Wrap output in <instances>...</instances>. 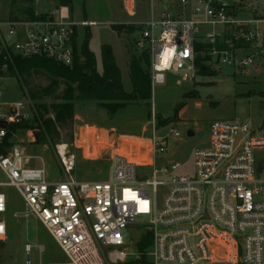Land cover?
Returning a JSON list of instances; mask_svg holds the SVG:
<instances>
[{
  "label": "built area",
  "instance_id": "2783aa9c",
  "mask_svg": "<svg viewBox=\"0 0 264 264\" xmlns=\"http://www.w3.org/2000/svg\"><path fill=\"white\" fill-rule=\"evenodd\" d=\"M151 1L156 14L133 26V44L149 58L152 88L163 85L168 73L187 81L205 69H243L255 56L264 58V15L239 16L235 2L224 0ZM95 25L75 21L61 6L2 22L0 60L36 57L71 67L79 28ZM32 120L36 112L28 101L0 102V122L6 124L0 127V174L6 180L0 182V240L6 235L2 190L13 188L67 264L124 263L137 227L152 235L150 264H264V158L257 156L264 151V120L211 121L207 144L193 152L192 176L159 180L178 169L153 165L169 140L180 137L171 127L166 135H152L146 160L113 153L108 177L98 181H77L74 157L65 153L59 155L62 181L50 180L44 168H29L24 141L11 142L23 130L9 128ZM25 131L33 144L34 131Z\"/></svg>",
  "mask_w": 264,
  "mask_h": 264
},
{
  "label": "rangeland",
  "instance_id": "374dc122",
  "mask_svg": "<svg viewBox=\"0 0 264 264\" xmlns=\"http://www.w3.org/2000/svg\"><path fill=\"white\" fill-rule=\"evenodd\" d=\"M224 1L232 4L235 2L241 9L239 16L253 18L264 15V0ZM56 3L57 0H33V3L27 0H0V23L14 18H26L24 11L29 7L35 14L50 11ZM72 11L76 21L85 18L96 23L93 27L79 28L78 47L85 33L90 34L88 49L96 57V71L101 73L100 47L103 44L109 45L120 70L123 89L130 92L126 60L128 62L130 56L139 60L142 54L134 48L135 30L118 35L111 26L125 21L133 24L147 21L150 12L157 11L152 1L72 0L70 13ZM78 57L82 60L79 54ZM10 61H2L0 64V102L26 100L34 110L36 105H44L47 109L45 119L49 118L54 123L51 106L62 102L61 97L67 85L43 70L21 75L11 73L7 69ZM141 64L144 67L142 61ZM208 71L212 74L197 75L187 81H181L177 75L168 73L163 85L151 87L148 107L131 103L113 115L98 107L94 101L74 100L73 120L65 125L56 124L57 135L47 136L41 118H37L26 125L38 133V140L34 139L35 142L29 144L27 131L23 130L17 132L11 142L23 140L20 145L28 160V167L44 168L50 180L65 179L58 154V148L62 146L67 157H74L72 176L77 181H98L108 177L113 153L126 154L130 160H146L150 157L149 140L152 135H166L172 127L179 132L180 137L169 140L165 153L153 163L154 168L178 165L175 173L159 177V180L171 176H192L193 152L207 144L211 121L248 122L255 125L264 120V58L255 56L252 65L243 69L216 68ZM52 81H56V84H51ZM188 93L189 97L184 98ZM32 94L35 99L31 98ZM180 103L185 105L175 115L174 109ZM149 110L151 118L148 117ZM158 121L160 127H157ZM257 156L264 158V151ZM151 170H146L148 175ZM0 182H6L2 174ZM2 192L6 196V210L3 214L6 235L0 240V264H27V254L29 264H67L64 254L48 232L27 213L17 192L13 188H3ZM144 234L141 227L131 232L129 255L122 264H150V246L143 254L136 250Z\"/></svg>",
  "mask_w": 264,
  "mask_h": 264
},
{
  "label": "trees",
  "instance_id": "16d2710c",
  "mask_svg": "<svg viewBox=\"0 0 264 264\" xmlns=\"http://www.w3.org/2000/svg\"><path fill=\"white\" fill-rule=\"evenodd\" d=\"M28 3H33V0H27ZM58 6L67 7L72 10V0H57ZM26 18L32 19L35 17V13L32 8H27L24 11ZM17 20V19H13ZM112 30L118 35L121 33H129L134 30L132 25H112ZM90 40V34L85 33L84 38L80 46L76 49V55L74 63L71 67L62 66L52 62L51 60L44 58H21L14 57L7 64V69L11 73H17L18 75L28 73L30 71L43 70L49 76L55 77L57 80H62L67 88L61 97V103L51 106V110L54 116V123L48 118L45 119L44 113L47 109L44 105H36V119L41 118L42 127L47 136L52 137L57 135L56 124L65 125L71 123L73 120V101H94L97 106L104 109L108 114L113 115L117 110L124 108L131 103L144 104L149 106L151 100L152 88L149 72V58L146 54L141 55V61L144 63V67L141 64L140 59L130 56L128 61V75L131 83V91L126 93L123 89L121 82V74L118 66L116 65L115 58L112 53V49L109 45L103 44L100 47V58L102 72L98 73L95 66V58L91 51L88 49V43ZM78 54L82 57L79 60ZM2 61L0 60V64ZM0 71V75H1ZM212 73L205 69L200 71V75H211ZM51 84H56V81H52ZM74 86L73 88L71 86ZM193 96V94H190ZM189 97V93L184 95V98ZM31 98L35 99L32 94ZM185 103L178 104L174 109V114L184 107ZM148 117L151 118L150 110L148 111ZM155 119V116H154ZM161 123L158 121L157 127H160ZM27 125L11 126L9 129L15 131L18 129H28ZM7 136L3 142V145L8 146ZM152 242V235L146 232L136 245V250L139 254H143L144 250L150 246Z\"/></svg>",
  "mask_w": 264,
  "mask_h": 264
},
{
  "label": "crops",
  "instance_id": "0c3cea01",
  "mask_svg": "<svg viewBox=\"0 0 264 264\" xmlns=\"http://www.w3.org/2000/svg\"><path fill=\"white\" fill-rule=\"evenodd\" d=\"M58 6V2L56 3V5L54 6V8L55 7H57ZM154 6V5H153ZM154 8H155V6H154ZM46 12H48V11H46ZM73 12V11H72ZM71 14V16L73 17V19H74V12L73 13H70ZM150 14H151V16L149 17V19L154 15V14H156V11H152V12H150ZM85 19V18H84ZM75 20V19H74ZM76 21V20H75ZM140 23H142V22H140ZM140 23H138V24H140ZM138 24H133V23H129V21H125V22H123V23H121V24H117V25H125V26H129V25H132V26H134V25H138ZM113 53V52H112ZM114 56V55H113ZM96 58V57H95ZM115 58V57H114ZM115 62H116V58H115ZM117 63V62H116ZM116 65H118V64H116ZM128 65V62H127V60H126V66ZM127 68H128V66H127ZM126 93H129V92H127V91H125Z\"/></svg>",
  "mask_w": 264,
  "mask_h": 264
},
{
  "label": "water",
  "instance_id": "95a60500",
  "mask_svg": "<svg viewBox=\"0 0 264 264\" xmlns=\"http://www.w3.org/2000/svg\"><path fill=\"white\" fill-rule=\"evenodd\" d=\"M0 127L5 128L6 124L4 122H0ZM35 140H38V133L34 132ZM264 167V163L261 164L260 169ZM26 263L29 264V255L27 254Z\"/></svg>",
  "mask_w": 264,
  "mask_h": 264
},
{
  "label": "bare ground",
  "instance_id": "6f19581e",
  "mask_svg": "<svg viewBox=\"0 0 264 264\" xmlns=\"http://www.w3.org/2000/svg\"><path fill=\"white\" fill-rule=\"evenodd\" d=\"M64 153H65V149H64V147H59L58 148V154L59 155H64ZM121 155H124L123 153H121ZM127 156V155H126ZM29 249V248H28Z\"/></svg>",
  "mask_w": 264,
  "mask_h": 264
}]
</instances>
